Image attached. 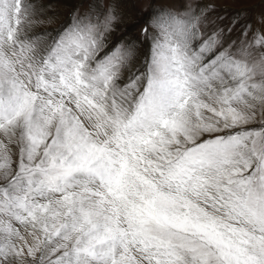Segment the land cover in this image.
Instances as JSON below:
<instances>
[{
  "label": "snow or ice",
  "instance_id": "1",
  "mask_svg": "<svg viewBox=\"0 0 264 264\" xmlns=\"http://www.w3.org/2000/svg\"><path fill=\"white\" fill-rule=\"evenodd\" d=\"M129 2L0 0V264H264V0Z\"/></svg>",
  "mask_w": 264,
  "mask_h": 264
},
{
  "label": "rangeland",
  "instance_id": "2",
  "mask_svg": "<svg viewBox=\"0 0 264 264\" xmlns=\"http://www.w3.org/2000/svg\"><path fill=\"white\" fill-rule=\"evenodd\" d=\"M43 5L44 15L41 17L45 23L36 29L37 32L47 31L48 33H55L56 30L66 26L70 22L72 12L79 8L84 11L88 7L87 0H38ZM155 0H136L133 6L131 2L124 8L128 19L123 22L121 28L117 29V35H123L126 32L132 35H139V28L135 27L138 20H142L146 12L143 9L149 8ZM201 6H214L215 11L211 12V19L215 20L217 16H225L230 19L236 10L237 5L232 3V0H196ZM255 5V6H254ZM241 7H249L250 11L247 13V19L251 22L253 17L258 16L264 10V5L252 3L241 5ZM140 10V11H138ZM228 19L222 23L226 25ZM217 23H221L217 21ZM239 27L234 29L230 39L239 40Z\"/></svg>",
  "mask_w": 264,
  "mask_h": 264
},
{
  "label": "bare ground",
  "instance_id": "3",
  "mask_svg": "<svg viewBox=\"0 0 264 264\" xmlns=\"http://www.w3.org/2000/svg\"><path fill=\"white\" fill-rule=\"evenodd\" d=\"M255 6V5H254Z\"/></svg>",
  "mask_w": 264,
  "mask_h": 264
}]
</instances>
